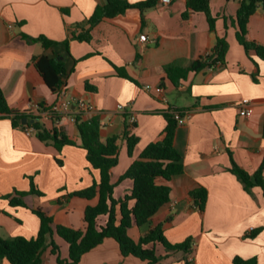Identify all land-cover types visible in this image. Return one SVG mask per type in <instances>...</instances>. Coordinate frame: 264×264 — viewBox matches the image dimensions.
Listing matches in <instances>:
<instances>
[{
    "label": "crops",
    "instance_id": "1",
    "mask_svg": "<svg viewBox=\"0 0 264 264\" xmlns=\"http://www.w3.org/2000/svg\"><path fill=\"white\" fill-rule=\"evenodd\" d=\"M241 1L210 0L214 31L205 13L187 11V0H159L153 8H130L102 20L92 28L90 41H79L78 25L88 29L87 20L105 0H0V89L10 111L24 112L36 105L52 108L67 99L75 103L72 110L77 114L76 103L83 101L90 111L82 117L100 121L101 142L121 135L131 123L129 117L136 116L131 134L138 143L130 156L126 140L118 142L113 183L148 144L161 137L165 113L178 109L186 115L175 137L184 171L168 182L169 203L147 224L128 230L138 241L162 224L171 244L191 239L189 252H168L158 246L159 264H233L237 256L264 264V192L260 187L247 192L231 171L233 160L250 175L264 163V61L254 52L247 54L237 39L235 16ZM141 35L147 36L146 41H140ZM40 36L57 44L46 49L37 40ZM219 38L228 44L224 63L188 70L211 52ZM247 39L264 46L262 6L249 19ZM40 56L64 57L67 74L57 93L36 68L34 58ZM243 99L251 100L250 117L239 115ZM44 114L40 116L51 128ZM64 131L80 143L75 122L69 121ZM99 180L100 172L90 165L83 148L66 145L58 151L0 115V238H35L41 221L33 209L52 217L53 226L83 229L85 209L96 205L98 198L67 195ZM31 182L42 195L28 194L23 198L26 207L12 206L10 198L28 192ZM132 185V180H122L114 197L123 198ZM197 188L208 192L204 211L190 196ZM52 240L60 246L61 258L67 259L68 244L57 234L48 236L47 243ZM0 264L10 263L4 259ZM43 264H58L50 246ZM78 264L148 263L123 256L118 242L106 238Z\"/></svg>",
    "mask_w": 264,
    "mask_h": 264
},
{
    "label": "trees",
    "instance_id": "2",
    "mask_svg": "<svg viewBox=\"0 0 264 264\" xmlns=\"http://www.w3.org/2000/svg\"><path fill=\"white\" fill-rule=\"evenodd\" d=\"M158 2L159 0H144L136 3H130L128 0H105L103 4L97 5L94 13L87 20L88 29L85 28V25H78L82 32L77 39L90 41L92 28L102 20L124 14L130 8L150 9L155 7ZM261 6L264 10V0H242L236 12L235 23L237 39L247 54L254 52L260 60L264 61V46L247 39L249 19ZM186 8L187 11L205 13L210 30L214 31L216 19L210 10V0H187ZM183 16L186 17L187 14L184 13ZM37 40L46 49L57 44L44 36L38 37ZM227 50L226 39L219 38L211 52L193 62L188 70L199 71L223 64ZM34 62L47 86L53 92H59L65 84L64 76L67 74L64 57L40 56L34 58ZM172 68L174 67L167 68L169 73ZM174 111L183 112L173 109L165 113L167 124L161 137L148 144L127 171L116 183H113L111 173L119 161L118 142L122 139L126 140L130 156L138 143V137L131 134V128L135 123H127L121 135L112 136L105 142H101L99 119L93 117L85 120L82 117L83 113L74 114L75 124L80 135L78 144L70 139L64 131L70 121L69 114L53 112L51 108L44 105L39 106V114L45 113L52 122V127L48 128L43 122V116L31 115L28 111H10L0 89V115L10 117L13 126L25 130L33 129V133L42 142L53 145L58 151H61L66 145L83 148L90 165L100 172L99 182H94L89 188L67 195L68 198L80 197L88 200L98 198L96 205L87 206L85 209L83 229H74L63 225L53 226L52 217L40 209H33L41 221L37 236L31 239L21 236L10 239L0 238V261L6 259L10 264H43L45 252L50 246L51 253L56 256L58 264H78L84 254L99 246L106 238H113L118 242L123 256H134L147 261L148 264H159L161 256L157 254L158 246H162L168 252H189L191 239L171 244L164 236L162 224L150 229L138 241L133 240L128 234L130 228L147 224L165 204L169 203L171 187L168 182L184 171L181 156L175 147L178 121ZM23 118H27L29 123L22 124L20 120ZM57 161L61 163L59 159ZM231 171L237 175L247 192H250L253 187H260L264 192V163L253 175H250L233 160ZM125 179L132 180V189L123 198L116 199L114 197L115 186ZM16 194L10 198V204L22 207H26L23 201L26 195H42L34 182H31L28 192ZM190 196L197 208L204 211L208 198L207 190L205 188L194 189L190 192ZM58 202L61 204V201ZM103 218L104 220H102ZM257 232H251L250 236L254 237ZM54 234H57L68 244L69 256L67 259L61 258L60 246L54 240L47 243L48 236ZM233 264H256V260H244L237 256L234 258Z\"/></svg>",
    "mask_w": 264,
    "mask_h": 264
},
{
    "label": "built area",
    "instance_id": "3",
    "mask_svg": "<svg viewBox=\"0 0 264 264\" xmlns=\"http://www.w3.org/2000/svg\"><path fill=\"white\" fill-rule=\"evenodd\" d=\"M164 2H168L169 0H163ZM140 41H146L147 36L146 35H141L140 37ZM149 88V87H147ZM75 103L71 100H67V99H62L59 103H57L56 105H54L51 110L53 112H59L61 114H69L70 115V121L75 122V111L72 110V107ZM251 104V100L250 99H243L240 102V109H239V115L243 116V117H250L252 116V110L250 109L249 105ZM76 107H77V113H83L84 111H90L88 105H86V103H84L83 101H78L76 103ZM119 110H124V106L123 105H119L118 106ZM28 112L31 115H41L39 114V106H34L32 109L28 110ZM46 115V114H44ZM174 115L175 118L178 121V125H183L186 122V115L182 112L179 113L178 111H174ZM130 122L131 123H135L136 122V116L135 115H131L129 117ZM27 134H32L33 133V129L28 128L25 130ZM190 263L193 262V259L191 258L189 260Z\"/></svg>",
    "mask_w": 264,
    "mask_h": 264
},
{
    "label": "water",
    "instance_id": "4",
    "mask_svg": "<svg viewBox=\"0 0 264 264\" xmlns=\"http://www.w3.org/2000/svg\"><path fill=\"white\" fill-rule=\"evenodd\" d=\"M20 122L24 125L28 124L29 123V120L27 118H23L20 120ZM32 122V121H31Z\"/></svg>",
    "mask_w": 264,
    "mask_h": 264
},
{
    "label": "rangeland",
    "instance_id": "5",
    "mask_svg": "<svg viewBox=\"0 0 264 264\" xmlns=\"http://www.w3.org/2000/svg\"><path fill=\"white\" fill-rule=\"evenodd\" d=\"M76 215V214H75Z\"/></svg>",
    "mask_w": 264,
    "mask_h": 264
}]
</instances>
